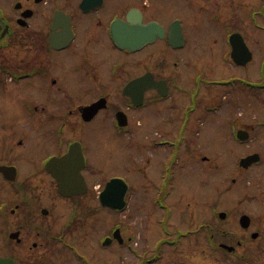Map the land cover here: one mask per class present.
Returning <instances> with one entry per match:
<instances>
[{
  "label": "flooded vegetation",
  "instance_id": "obj_1",
  "mask_svg": "<svg viewBox=\"0 0 264 264\" xmlns=\"http://www.w3.org/2000/svg\"><path fill=\"white\" fill-rule=\"evenodd\" d=\"M108 1L1 2L8 5L7 9L0 5V257L14 264H68L70 260L94 264L86 250L97 242L106 251L104 239L137 255V242L134 248L130 245L133 235L126 236L117 225L118 238H113V230L109 236L92 239L89 214L76 212L94 201L95 190L99 194L109 179L121 177H104L96 185L101 165L90 161L79 140L83 128L103 115L111 132L139 142L142 152L130 156L135 171H141L143 163L160 169L151 183L149 219L151 232L155 229L159 235L149 242L146 236V249L152 254L136 264H158L164 259L174 264H205L196 255L213 252H222L226 264H264V143L252 149L236 138L245 131L250 140L252 130L260 126L251 124L249 114L227 107L230 91L212 96L211 91L208 99L198 97L203 77L186 72L192 63L190 53L196 56L199 51L194 37L187 36L189 23H212L217 30L214 43L225 46L220 56L223 67H236L241 75L213 80L206 88L237 89L246 97L256 83L255 91H264V0H115L122 5L119 10L108 9ZM177 5L194 7L199 18L185 23L171 13ZM115 34L132 47L118 46ZM102 48L112 57L100 52ZM107 69L109 80L102 83ZM75 78L77 87L72 85ZM78 90H83L84 98L77 97ZM245 97L241 103L251 106ZM148 106L164 112L166 124H178L176 132L165 137L174 136V143L149 141L143 132L149 125L137 115ZM203 109L205 115L226 116L228 139L246 149L230 164L229 183L222 188L230 199L225 211H219L217 196L211 203L206 201L205 215L182 216L184 207L171 203L179 177L175 171L183 168L181 152L172 150L185 141L193 120L197 123L194 133H199L195 128L205 122ZM141 137H145L142 142ZM77 142L82 152H70ZM44 145L47 149L40 156L31 150ZM156 148L172 149L152 152ZM252 155L254 159L241 164ZM208 164V169L216 167ZM75 172L81 173L82 181ZM61 186L69 188L71 195H62ZM216 190L221 195V187ZM176 219L184 227L176 225ZM224 224L227 229L220 228ZM80 233L85 235L84 242ZM117 251L118 263L123 251ZM106 259L107 255L101 256L100 264H106Z\"/></svg>",
  "mask_w": 264,
  "mask_h": 264
},
{
  "label": "rangeland",
  "instance_id": "obj_2",
  "mask_svg": "<svg viewBox=\"0 0 264 264\" xmlns=\"http://www.w3.org/2000/svg\"><path fill=\"white\" fill-rule=\"evenodd\" d=\"M52 1V0H50ZM4 0H0V5L4 6V9H7L8 4L1 3ZM52 3V2H51ZM121 4H117L115 0L108 1V9L110 10H119ZM108 9H106L108 11ZM172 15L179 16L182 20L186 22H191L196 18H199V12L194 7H185L184 5L173 6L171 11ZM188 33L186 25V33L189 37H194L195 50H199L197 55L191 56V66H187L186 72L188 75H194L198 73L202 75V81L200 83L201 90L198 94V97L205 96V99H208L209 92L214 91L210 94L221 95L222 93L231 92L230 102L227 103V107L231 106L232 110L237 113L240 110L243 111L245 115L249 114L251 124H255L261 121V124L264 123V91H255L251 90L247 93L246 97L243 96V93L237 89L233 90L231 88L224 89L216 87V91L213 90V87H207L206 84L216 79L226 78L230 74H239L238 68L227 69L223 67L222 61L220 59L221 52L225 49V46L221 44H215L213 37L216 34L215 27L212 23H207L205 25H200L196 23L194 26L189 23ZM207 36V37H206ZM194 50V51H195ZM92 51V48H90ZM100 52H103L107 58L112 57L110 51L106 48H102ZM76 75V72H72L71 75ZM109 70L103 71L101 75L102 83L106 80H109ZM249 75L252 79H255V74L251 71ZM76 78L72 79V85L77 87ZM249 81L250 78H248ZM197 83V81H196ZM240 84L236 82V84ZM206 85V86H205ZM264 90V89H262ZM209 93V94H208ZM208 94V95H207ZM77 97L84 98L83 90L77 91ZM87 97V96H86ZM245 101L247 99L252 102L251 106L247 103H241L243 98ZM238 100V101H237ZM240 100V101H239ZM201 116H204V124L195 128L196 131L199 130V133H194V125L196 121L193 120V125L187 126V133L184 135V142L176 148L177 150H172V152H181V164L183 165L182 169H177L175 171L176 178L175 183L173 184L174 189L171 196V203L179 204L184 207L185 215L189 216L195 215H205L207 213L206 201L211 203L213 198L219 196L218 198V209L219 211H225L227 208V203L230 202L228 193L222 194V188L228 186V171L231 162L234 160V156L238 152H245V147L240 145L236 141L229 140L230 138V125L225 122L226 116H223L219 112L207 113L203 109ZM138 116H144L143 120H146L149 128L143 132L148 134L149 141L160 142L167 140V133L176 132L175 129L178 124L171 123L166 124L164 119V112L158 111L155 107L148 106L145 109L137 112ZM106 122V121H105ZM103 120V115L97 117V119L92 122L90 125H87L79 133V140L83 144L85 151L88 154V157L91 162L100 163L101 172L98 173V182L96 185L100 184L104 177H108L114 174L124 177L129 184V192L127 194L128 206L124 212L116 213L106 208H101L98 198L97 190H95L96 199L91 201L90 204L83 205V208H77L76 212L79 214L82 212H87L89 217L87 221H90L91 229V238L97 239L98 237L104 235L112 234L115 226H120L126 236L133 235V241L130 242V245L135 246L136 244V254L132 250L128 249L126 246L116 248V245L107 246V250L103 249L97 242H92V247L87 249L90 253L91 262L94 264H100L101 256H108L106 264H136L141 262V257L144 256L146 259L151 256L152 252L149 254V250L146 249L148 242L150 240H155L159 233L157 230L151 232V224L149 225V219L152 216V197L154 194V189L152 190L151 183L154 182L160 173L158 167H149L146 166V163H143L141 171H135L132 167L131 157L134 156L137 152H142L141 148L137 147L139 143L136 138H126L125 136L116 135L113 132V129L110 126L106 125ZM191 119L189 120V123ZM108 124V123H107ZM145 124V123H144ZM260 124V125H261ZM147 125V126H148ZM259 125V126H260ZM193 132H189L192 130ZM195 131V132H196ZM109 134H108V133ZM151 132L156 133L153 134ZM166 135V136H165ZM144 136V135H143ZM186 136V137H185ZM153 139H152V138ZM145 137H141L140 142L144 140ZM251 140V141H250ZM250 140L246 141L249 143L252 149L262 148L264 143V127H256L252 130L250 135ZM170 142L175 141L173 138L168 137ZM250 141V142H249ZM169 142V143H170ZM47 149L44 145L42 146H31V150L36 152L39 156L42 155ZM172 148L166 150L158 149L152 150V152H171ZM135 152V153H134ZM131 156V157H130ZM203 156V158H201ZM207 159L208 161H204ZM214 163L216 167L208 169V162ZM217 187H221V195L217 194ZM225 188V189H226ZM241 186H236V192L241 191ZM190 203V205H188ZM226 203V204H225ZM99 221H102L99 224ZM151 222V221H150ZM175 224L181 227H184V223L176 219ZM221 229H227V225H221ZM85 235L80 233V241H85ZM146 236L147 241L146 242ZM139 248V249H138ZM121 253L120 261L117 263L119 258V252ZM144 249V250H143ZM79 253L84 255V249L80 247ZM65 257L67 255L63 254ZM198 260L204 262L205 264H226V260L222 256V252L216 253H198ZM143 259L142 261L146 260ZM61 263V262H60ZM68 264H72L71 260ZM149 264V263H145ZM158 264H174L172 260L167 261L164 259Z\"/></svg>",
  "mask_w": 264,
  "mask_h": 264
},
{
  "label": "water",
  "instance_id": "obj_3",
  "mask_svg": "<svg viewBox=\"0 0 264 264\" xmlns=\"http://www.w3.org/2000/svg\"><path fill=\"white\" fill-rule=\"evenodd\" d=\"M115 37H117L118 43H120L121 45L126 44L119 35L115 34ZM70 152H81V147L79 143H76L73 147H71ZM252 158L253 156L244 159L243 163ZM75 175L81 178L80 181L83 180L78 172H75ZM67 189L68 188L63 186L60 187L61 193L63 195H68ZM128 190H129V186L123 179L113 178L105 184L103 190L100 192L99 201L101 205L104 207H108L115 211H123L127 205L125 197ZM117 234H118V230H116L114 236L116 237ZM0 264H14V263L10 259L0 258Z\"/></svg>",
  "mask_w": 264,
  "mask_h": 264
}]
</instances>
